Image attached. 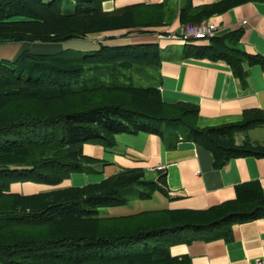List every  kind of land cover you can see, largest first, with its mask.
<instances>
[{"label":"trees","instance_id":"trees-1","mask_svg":"<svg viewBox=\"0 0 264 264\" xmlns=\"http://www.w3.org/2000/svg\"><path fill=\"white\" fill-rule=\"evenodd\" d=\"M103 1L75 0L64 12L62 0H0V42L54 43L162 25L158 12H106ZM247 1L182 9L179 20L196 23ZM239 37L231 31L189 41L182 57L224 61L245 85L243 64L264 68V56L240 50ZM97 45L84 51L22 50L0 60V264H189L171 256L169 247L228 239L233 224L264 218L257 180L237 184L234 198L205 209L163 207L126 215L100 210L128 204L133 186L141 199L167 196L163 176L145 179V171L134 167L83 186H57L98 161L83 153L85 143L113 148L122 133L155 134L167 147L192 141L212 154L214 168L236 157L264 156V145L235 140L238 132L264 123V110L247 109L237 121L201 126L198 105L166 103L156 87L121 82L127 69L160 64L157 44ZM28 182L53 187L30 194L11 190Z\"/></svg>","mask_w":264,"mask_h":264},{"label":"crops","instance_id":"crops-1","mask_svg":"<svg viewBox=\"0 0 264 264\" xmlns=\"http://www.w3.org/2000/svg\"><path fill=\"white\" fill-rule=\"evenodd\" d=\"M218 1L105 0L102 9L106 12L141 7L148 14L158 12L162 25L145 30H109L54 43L4 41L0 42V60L13 59L22 50L58 52L66 43H78L79 40H83L87 49L97 47L98 42L107 45L155 43L161 51L160 64L131 68L137 73H142L145 68L147 86L156 87L166 103L190 102L198 105L201 126L237 121L247 109L264 110V68L259 64H243L246 77V84L243 85L224 61L183 58V46L189 41L166 37L169 33H177L184 24L179 20L182 9L193 11ZM204 19L218 27L217 35L239 31L237 47L248 54L264 56V0L247 1ZM115 140L114 150L85 143L83 153L98 161L87 164L86 170L70 174L57 186H83L99 182L121 169L139 167L149 177L152 176L151 180L163 176L167 201L157 199L158 207L205 209L234 198L235 186L250 180H257L264 191V156L236 157L221 168H214L212 154L192 141L181 139L174 147H167L158 135L145 132L117 134ZM235 140L237 144L249 140L264 145V123L238 132ZM159 165L163 168L156 169ZM23 184L29 191L24 194L53 187L29 182ZM23 184H13L11 190L23 193L17 189V185ZM169 250L171 256L185 258L189 264H264L259 262L264 259V218L233 224L228 239H195L172 245Z\"/></svg>","mask_w":264,"mask_h":264},{"label":"rangeland","instance_id":"rangeland-1","mask_svg":"<svg viewBox=\"0 0 264 264\" xmlns=\"http://www.w3.org/2000/svg\"><path fill=\"white\" fill-rule=\"evenodd\" d=\"M49 1V0H46ZM75 4V0H62V10L64 12H66V9L72 8V6H74ZM208 39H206L205 41H207ZM83 40H79L78 43L75 42H68L65 44V46L63 47V49H69V50H80V51H84L86 50V46H84V43L82 42ZM97 47L92 48V50L97 49ZM62 49V50H63ZM144 67H148V66H144ZM142 68L141 66H137V67H133V69H140ZM133 69H127L125 70L124 73V81L121 80V82H125V83H131L135 86H147L148 81L145 80L146 76L144 75V69H142V73L141 72H136ZM198 124L202 125L201 121L198 118ZM139 133V132H138ZM144 133V132H143ZM136 134V133H135ZM116 147V140H115V146L113 148H109L108 150H114ZM86 170V169H85ZM152 176L149 177V175L146 173L145 174V179H151ZM23 184V183H20ZM134 189H132V191L127 195V197L130 198L128 204L120 206V207H109V208H102L100 210V213L104 214H110V215H126V214H131L134 212H138V211H142L145 209H156V208H163V207H158L157 205V199H163V201H167V197L156 193L154 194L153 198L149 199V200H145V199H141L139 197H137V191L139 190L138 187L133 186ZM20 189L21 192H23L22 194H24L25 192L29 193V191H27V187L23 185H17V189ZM43 191V190H41ZM45 191V190H44ZM158 197V198H157ZM165 203V202H163Z\"/></svg>","mask_w":264,"mask_h":264},{"label":"built area","instance_id":"built-area-1","mask_svg":"<svg viewBox=\"0 0 264 264\" xmlns=\"http://www.w3.org/2000/svg\"><path fill=\"white\" fill-rule=\"evenodd\" d=\"M218 33V27L210 20L203 19L196 23H184L180 26L177 33H169L166 35L170 39H178L182 41H192V40H206L216 36ZM156 169H162L163 166L159 165L155 167ZM199 173V172H197ZM264 263V259L259 261Z\"/></svg>","mask_w":264,"mask_h":264}]
</instances>
